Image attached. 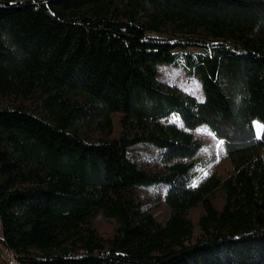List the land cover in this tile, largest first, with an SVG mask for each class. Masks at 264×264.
<instances>
[{
	"label": "trees",
	"instance_id": "obj_1",
	"mask_svg": "<svg viewBox=\"0 0 264 264\" xmlns=\"http://www.w3.org/2000/svg\"><path fill=\"white\" fill-rule=\"evenodd\" d=\"M160 65L203 100L161 84ZM201 125L231 171L194 185ZM150 186L166 187L164 225L137 195ZM5 248L16 264H264V0H0Z\"/></svg>",
	"mask_w": 264,
	"mask_h": 264
},
{
	"label": "rangeland",
	"instance_id": "obj_2",
	"mask_svg": "<svg viewBox=\"0 0 264 264\" xmlns=\"http://www.w3.org/2000/svg\"><path fill=\"white\" fill-rule=\"evenodd\" d=\"M157 79L161 84L187 93L199 100H203L204 98L200 83L195 78L187 76L181 65H160ZM120 118V113L112 114V134L108 138L117 139L119 137L121 131ZM255 125L260 129L261 124L259 122L255 121ZM192 135L202 146L201 151L194 157V162L198 165L194 185L198 184L201 179L207 177L209 174H216L222 177L227 176L231 171V164L224 155L221 142L214 138L213 134L205 125L197 127L192 132ZM136 152L149 168L157 169L153 163L156 158L155 152L148 150L142 145L137 146L136 150L131 149L130 151L132 154ZM157 167H162V164H157ZM165 189L166 187L164 186H150L138 190L137 193L143 208L148 210L154 216L155 220L162 225L165 224L169 217L168 207L162 199ZM224 202L223 191H217L212 201L213 206L216 210H221ZM203 213L202 206H197L188 213V219L194 224L193 240L199 236L197 223ZM118 226L116 220L107 219L100 215L92 220V228L105 239L112 238ZM0 264L2 263L0 262Z\"/></svg>",
	"mask_w": 264,
	"mask_h": 264
},
{
	"label": "built area",
	"instance_id": "obj_3",
	"mask_svg": "<svg viewBox=\"0 0 264 264\" xmlns=\"http://www.w3.org/2000/svg\"><path fill=\"white\" fill-rule=\"evenodd\" d=\"M0 262H3V264H16L14 253L7 248L2 249Z\"/></svg>",
	"mask_w": 264,
	"mask_h": 264
},
{
	"label": "crops",
	"instance_id": "obj_4",
	"mask_svg": "<svg viewBox=\"0 0 264 264\" xmlns=\"http://www.w3.org/2000/svg\"><path fill=\"white\" fill-rule=\"evenodd\" d=\"M254 126H255V131H256V133H258V127L255 125V123H254Z\"/></svg>",
	"mask_w": 264,
	"mask_h": 264
}]
</instances>
